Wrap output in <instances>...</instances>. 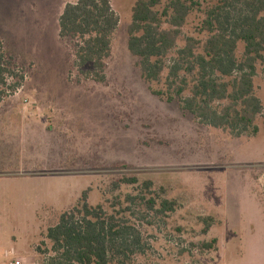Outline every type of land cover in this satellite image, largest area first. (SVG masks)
<instances>
[{
    "label": "rangeland",
    "instance_id": "1",
    "mask_svg": "<svg viewBox=\"0 0 264 264\" xmlns=\"http://www.w3.org/2000/svg\"><path fill=\"white\" fill-rule=\"evenodd\" d=\"M70 1L0 0V38L25 75L0 101V264H52L59 252L48 229L86 190L91 205L135 227L139 244L125 264H264V63L254 78L260 130L236 137L153 93L167 71L151 85L129 50L137 0H111L120 23L107 78L87 77L90 66L81 70L59 36ZM201 1L205 10L218 0ZM204 17L192 11L184 35L204 39ZM123 177L139 184L115 187ZM148 179L158 201L177 202L175 211L127 199L150 197Z\"/></svg>",
    "mask_w": 264,
    "mask_h": 264
},
{
    "label": "trees",
    "instance_id": "2",
    "mask_svg": "<svg viewBox=\"0 0 264 264\" xmlns=\"http://www.w3.org/2000/svg\"><path fill=\"white\" fill-rule=\"evenodd\" d=\"M195 9L205 15L200 27L204 39L183 33ZM132 18L128 47L139 58L142 77L152 85L161 82L167 71L165 87L153 89L154 94L169 102L179 100L181 109L199 122L233 136L259 132L257 118L263 105L255 94L254 78L257 65L264 63V0H218L205 10L201 0H168L166 4L137 0ZM119 23L111 0L66 4L59 17V36L71 43L81 70L90 66L87 77L106 80ZM180 40L184 41L181 46ZM239 43L244 44L241 55ZM24 80L0 38V101L16 93ZM123 183L139 184V178L123 177L113 184L119 188ZM153 185L151 179L142 185L150 197L127 195V199H140L158 214L175 211L177 202L158 201ZM88 197L86 190L79 203L48 229L53 250L59 252L52 264H125L134 253L133 244H139L135 227L124 217L108 214L102 204L91 205Z\"/></svg>",
    "mask_w": 264,
    "mask_h": 264
},
{
    "label": "built area",
    "instance_id": "3",
    "mask_svg": "<svg viewBox=\"0 0 264 264\" xmlns=\"http://www.w3.org/2000/svg\"><path fill=\"white\" fill-rule=\"evenodd\" d=\"M12 264H22V262L20 260H16Z\"/></svg>",
    "mask_w": 264,
    "mask_h": 264
},
{
    "label": "crops",
    "instance_id": "4",
    "mask_svg": "<svg viewBox=\"0 0 264 264\" xmlns=\"http://www.w3.org/2000/svg\"><path fill=\"white\" fill-rule=\"evenodd\" d=\"M70 2H73V1H70ZM62 12H63V11H62ZM61 14H62V13H61ZM61 14H60V15H61ZM59 17H60V16H59ZM58 21H59V18H58Z\"/></svg>",
    "mask_w": 264,
    "mask_h": 264
}]
</instances>
